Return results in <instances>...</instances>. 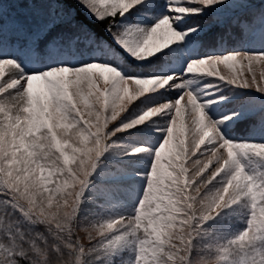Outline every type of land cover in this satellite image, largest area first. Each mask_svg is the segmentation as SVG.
Returning a JSON list of instances; mask_svg holds the SVG:
<instances>
[{"label": "snow or ice", "instance_id": "obj_1", "mask_svg": "<svg viewBox=\"0 0 264 264\" xmlns=\"http://www.w3.org/2000/svg\"><path fill=\"white\" fill-rule=\"evenodd\" d=\"M0 264H264V0H0Z\"/></svg>", "mask_w": 264, "mask_h": 264}]
</instances>
